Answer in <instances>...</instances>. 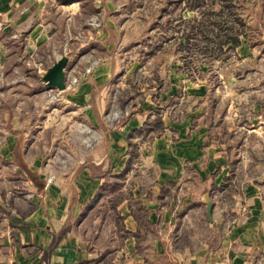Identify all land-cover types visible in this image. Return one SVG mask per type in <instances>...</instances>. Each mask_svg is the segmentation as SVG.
Here are the masks:
<instances>
[{
    "label": "crops",
    "instance_id": "obj_1",
    "mask_svg": "<svg viewBox=\"0 0 264 264\" xmlns=\"http://www.w3.org/2000/svg\"><path fill=\"white\" fill-rule=\"evenodd\" d=\"M153 1L0 0V264H264V40L188 74Z\"/></svg>",
    "mask_w": 264,
    "mask_h": 264
},
{
    "label": "trees",
    "instance_id": "obj_2",
    "mask_svg": "<svg viewBox=\"0 0 264 264\" xmlns=\"http://www.w3.org/2000/svg\"><path fill=\"white\" fill-rule=\"evenodd\" d=\"M254 3L255 0H167L173 11H177V6L181 8L167 19L171 32H161L155 47H168L176 53L182 62L181 69L188 74L199 71V62L210 65L215 60H227L242 41L249 44L259 41V29L249 21L254 15ZM181 10L191 11L193 15L183 17ZM164 42L171 43L164 46ZM160 114L161 108L157 105L154 117L133 133L161 127Z\"/></svg>",
    "mask_w": 264,
    "mask_h": 264
},
{
    "label": "water",
    "instance_id": "obj_3",
    "mask_svg": "<svg viewBox=\"0 0 264 264\" xmlns=\"http://www.w3.org/2000/svg\"><path fill=\"white\" fill-rule=\"evenodd\" d=\"M69 62V57L66 55L60 56L40 76L43 85L46 88H53L58 91L66 88V70ZM203 199L205 202V213L208 221H212V202L207 193H204Z\"/></svg>",
    "mask_w": 264,
    "mask_h": 264
},
{
    "label": "rangeland",
    "instance_id": "obj_4",
    "mask_svg": "<svg viewBox=\"0 0 264 264\" xmlns=\"http://www.w3.org/2000/svg\"><path fill=\"white\" fill-rule=\"evenodd\" d=\"M146 2H147L146 7H147V5H149V7L153 8V9L156 7V6L155 7L153 6L154 5L153 3H155V1L146 0ZM157 3L160 4L159 5L160 7H165L166 10L167 9L172 10V7L168 4H166V1L164 3H163V1H157ZM177 7H178V9L181 8L180 6H177ZM178 9H177V11H178ZM166 10H165V12H166ZM252 13H254V15L249 21L254 27L259 29L258 39H259V41H263L264 40V15H263L264 14V0H255L254 6L252 7ZM154 16H155L154 14L149 15V18H150L149 22L151 21V24H152L153 19H155ZM169 17H171V16H169ZM173 19L175 20V18H173ZM174 20L172 23L175 22ZM153 24H154V22H153ZM167 34H170V33L167 32ZM255 42H258V41H255ZM86 72H89V70H87ZM78 81H79V79L77 77L71 76L69 78V80H67V83L69 82L70 86H76L79 84V83H77ZM50 100H53V98H50ZM117 114H118V112H117ZM65 151H67V149H65Z\"/></svg>",
    "mask_w": 264,
    "mask_h": 264
}]
</instances>
